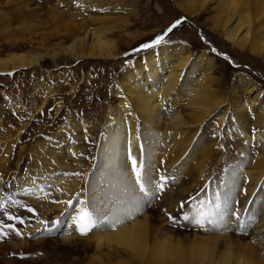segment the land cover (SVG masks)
<instances>
[{
    "label": "bare ground",
    "instance_id": "obj_1",
    "mask_svg": "<svg viewBox=\"0 0 264 264\" xmlns=\"http://www.w3.org/2000/svg\"><path fill=\"white\" fill-rule=\"evenodd\" d=\"M37 1L0 0V37L9 46L19 42L11 41L14 20L30 33L46 24L55 30L25 40L36 44L34 51L0 57V74L41 69L45 59L56 63L60 57L123 59L119 41L129 24L127 17L136 15V6L126 0H48L56 4L40 7ZM214 1L220 10L214 22L216 32L242 53L264 59V0H186L185 4L174 0V4L193 17ZM48 38L62 39L48 46ZM184 45L168 42L130 62L115 81L113 95L118 102L108 108L104 123L71 116L48 141L28 146L20 145L28 120L16 129L0 130V188L12 177L16 146L13 181L18 193L40 212L36 221L29 217L12 230L13 247L23 251L35 246L26 244L28 237L46 235L42 231L48 216L56 212L60 217L50 227L57 237L48 235L36 242L41 253L54 243L59 249L81 247L76 252L89 264H264V88L245 72L235 75L229 85L218 77L211 51L203 49L196 57ZM39 91L44 94L32 112L35 115L57 95L53 85ZM61 110L59 104L56 115ZM100 122L96 154L94 159L86 158L88 153L79 145L92 141ZM203 137L210 141L208 148ZM231 138L241 140L242 153L232 159ZM253 148L258 151L256 157L251 154ZM157 153L168 157L164 175L156 173L152 156ZM197 155L199 161L196 158L193 165L191 159ZM130 157L150 180L146 196L135 183ZM228 159L223 166L221 161ZM22 160L28 163L23 172ZM213 175L218 178L211 181ZM161 176L168 180V189H156ZM82 188L91 195L85 203L101 218L83 236L74 223L78 210L65 213L67 202ZM138 196L143 200L137 209L133 201ZM156 196L168 202L162 226L154 224L146 212L147 200L153 203ZM219 213H224L222 218ZM193 216L201 223L192 222ZM208 217L216 222L208 223ZM183 231H191V238L182 240L179 233ZM35 257L29 264H48L39 253Z\"/></svg>",
    "mask_w": 264,
    "mask_h": 264
},
{
    "label": "rangeland",
    "instance_id": "obj_2",
    "mask_svg": "<svg viewBox=\"0 0 264 264\" xmlns=\"http://www.w3.org/2000/svg\"><path fill=\"white\" fill-rule=\"evenodd\" d=\"M126 1L136 6L137 10L135 16H124L128 18L129 24L125 27V31L122 33V38L119 41V45L124 52L122 60L103 61L100 59H87L73 61L60 57L56 63L50 59H45L41 69L37 67L32 70L21 69L9 74H0V130L16 129L21 122L28 120L29 124L23 134L24 140L20 144L28 146L34 145L37 142L39 143V141H48L53 134L58 132L62 125L68 122V118L71 116H75L77 120L78 118L86 119L92 124L99 121L104 123L107 118L106 112L108 108L118 102L117 98H114L113 87L120 72L124 68L126 69L130 62L141 60L142 54L154 50L156 46L168 44V42H183L185 44L184 47L196 57L203 49L211 51L217 60L218 77L223 80L226 79L229 85L235 75L245 72L252 75L255 81L264 88V59H254L255 57L253 58L251 54L242 53L227 42L219 32H216L214 22L218 19L220 10L215 9L217 6L215 1L211 3L212 5L210 4L207 11L193 17L188 15L184 10L178 9L174 4V0ZM175 1L178 3L182 2L183 4L186 3V0ZM35 3L40 7L56 4L55 1L50 3L48 0H38ZM66 6L64 5L62 8L66 10ZM45 10H43V13ZM83 11L87 12L86 9ZM66 20L69 19L66 18ZM17 25L18 23L15 20L11 24V26H14L10 30L12 32L11 41L18 40L19 44L16 43L15 47H11L8 43H4V37H0V57H5L7 53L9 54L14 51H34L37 48L36 44L25 43V40L27 41L30 38L37 39L38 32L46 31L48 34H54L53 32H55L53 26L49 24L43 26V29L36 27L34 28L35 32L31 31V33L30 31L22 30ZM174 25L175 27H173ZM160 37H163V39L159 43H156ZM61 39L48 38L45 43L48 46H53L60 42ZM145 45H148V47H144ZM51 84L54 86L57 95L53 99H49L43 110L35 115L32 112L41 104L42 94H44V92H40L39 90L46 87V85L52 86ZM240 96L245 97V94L242 93ZM59 104L62 110L59 115H56ZM28 115H32L33 118L26 119ZM101 133L102 127L100 122L93 132L94 137L92 141L87 145H79L88 153L86 158L94 159L96 154L94 150L97 148V142ZM203 139L204 147L208 148L210 141L206 137H203ZM228 142L231 159L239 157L242 154L240 150L241 140L236 139L233 141L231 138ZM254 149H252L251 154L253 157L254 155L256 157L258 156V151ZM18 153L19 148L15 146V152L12 153L11 161L14 165L12 164L10 168L12 177L0 188V264H29L28 261L36 258V253L43 256L40 258L41 261L48 264H89L90 260H84V255L82 253L79 255L76 252L81 247L59 249L58 246L52 243L49 248L41 253V247L35 244L41 238H46L48 235L49 238L57 237V234L53 233L51 229L52 223L57 221V216L60 217L56 212L48 216L47 224L49 227L46 225L47 228L42 231L44 233L47 232L46 235L32 234L28 237L26 244H34L35 246H28L23 251H19L15 246L13 247L14 237L12 230H15L18 223H23L29 217L34 222L36 221L34 219L40 215L39 210L27 198L18 193L13 181L15 178L14 172L17 170ZM220 155L217 157V161L222 158V154ZM198 156L192 157L195 159H191L193 165L197 161L196 158L199 161ZM152 157H155L156 173L162 175L163 172L164 175L167 172L165 169L168 167V157H161L158 153ZM226 161H221L223 166H226L230 162V159ZM27 164L25 160L20 162L21 172L25 170ZM166 164L167 166H165ZM217 178L218 175H213L211 181ZM165 185H167V188L165 186L164 188L168 189V180H166ZM90 196L85 191V188L78 190L71 200L72 206H68L70 210L67 209L65 213L71 215L74 211L79 210L83 204L91 200ZM152 200L153 203H148L147 200V204L149 205L146 207L147 215L154 221V224L160 225L159 222H161L162 226L163 223L166 224V221H163V219L168 214V202L165 205L159 196H156ZM177 224L179 225V223ZM179 234L181 239L183 238L182 240H186V238L190 239L192 236L191 231H183V233ZM183 234H186V237Z\"/></svg>",
    "mask_w": 264,
    "mask_h": 264
},
{
    "label": "snow or ice",
    "instance_id": "obj_3",
    "mask_svg": "<svg viewBox=\"0 0 264 264\" xmlns=\"http://www.w3.org/2000/svg\"><path fill=\"white\" fill-rule=\"evenodd\" d=\"M175 27V25L173 26ZM169 31H171V29H169ZM163 37H160L157 39L156 43H159L160 40H162ZM144 47H148V45H145ZM131 159V164H132V172L135 176V183L136 185L139 186V192L143 193L145 196L148 195V192L151 191V189L149 188V184H150V180L147 177V175L145 173H142L141 169V165L138 164L136 159ZM161 180V184L156 185V189L160 190L165 186L166 183V177L161 176L160 177ZM143 200V197H136L135 200L133 201L135 207L138 209L140 206L141 201ZM68 206L71 207V201H68ZM181 207H183V205H181ZM220 218L223 217L224 213H219L218 214ZM233 215H237V213H233ZM170 219H173L172 217H170ZM185 219H189L188 217H185ZM192 222L196 223V224H200L201 223V219L198 218V216H193L192 218ZM208 223H215V219L208 217ZM237 219H239V216L237 215ZM101 218H98L95 210L94 209H90L88 207L87 204H83V206L78 210V215L75 217L74 223L76 225V230L80 235H87L88 232H90L92 229H94L95 227H97V225L100 223ZM117 223L119 221H116ZM41 223H44L43 221H41Z\"/></svg>",
    "mask_w": 264,
    "mask_h": 264
}]
</instances>
